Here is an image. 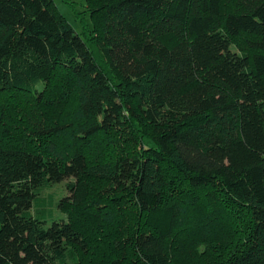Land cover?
Instances as JSON below:
<instances>
[{"label":"trees","instance_id":"trees-1","mask_svg":"<svg viewBox=\"0 0 264 264\" xmlns=\"http://www.w3.org/2000/svg\"><path fill=\"white\" fill-rule=\"evenodd\" d=\"M84 8L77 31L54 0H0V264H74L94 227L106 264H189L177 248L204 257L208 243L189 227L187 242L179 221L170 234L169 207L209 210L216 188L208 229L238 215L246 227L198 264H264V0ZM69 178L67 203L98 223L57 218L41 197ZM122 201L125 228H109Z\"/></svg>","mask_w":264,"mask_h":264},{"label":"rangeland","instance_id":"rangeland-1","mask_svg":"<svg viewBox=\"0 0 264 264\" xmlns=\"http://www.w3.org/2000/svg\"><path fill=\"white\" fill-rule=\"evenodd\" d=\"M58 10L63 14V16L68 20V22L77 30L80 31L81 30V24H82V20L81 17H87L88 16V12L86 11V8H84V0H54ZM228 9V8H227ZM90 22L91 19L87 18ZM91 24V23H90ZM245 41V40H244ZM232 47L234 48L235 51L240 52L241 46L237 45L236 43H234L232 45ZM246 48V46L244 47ZM247 49V48H246ZM43 88V84L39 85ZM56 109V108H55ZM50 112H54L52 111V108L49 109ZM57 110V109H56ZM53 114V113H52ZM4 134V132H2ZM15 142V140H11L9 143L10 145H12ZM73 180L71 178L69 179H65L59 183H55L52 184L51 187H49L47 190L43 191L41 193V197L44 198L46 200V202L49 205V208L52 209V212L54 214L55 217L57 218H63L65 220H71L74 221L75 223H77L78 220H81V228L84 229L83 227H86L87 224H96L98 223V220H96V218L94 217V214H87L85 212V209L83 208H79L77 206L71 205L67 203V200L70 196V191L67 188V184L72 182ZM103 182L96 180V179H90L87 182V186H96L97 188L99 187V185H102ZM219 188H216V191H213L212 193L215 194V199L214 203L219 204V201L221 200V195L219 193ZM184 194H188L187 191H182ZM186 192V193H185ZM201 193V192H200ZM171 193L170 191H168L167 193L165 192L164 195H166V199L165 202L160 205V206H165L167 203H169L170 201H172V195L169 196ZM206 196V195H205ZM97 199L99 200L100 197L97 196ZM120 200V199H119ZM212 200V199H210ZM125 201L127 202V198L125 199ZM122 201L119 205L121 206L120 214L118 215V221L116 220V223L114 225H112L114 223V220H110L108 219V226L109 228H111L112 226H118L120 229L125 228V224L127 223V214H125V205L126 202ZM128 204L130 203L129 201L127 202ZM209 204V202L201 200V202L194 204L192 202H190L188 204V206H182V207H176V205H170L169 210L170 213L173 214L172 215V219L174 220V223L171 224V231L170 234H172V231H174V225H176L177 221H179V224L182 226V230L183 232L187 231V228L189 227L192 231H188L190 232V236L193 238L195 237V240H204L207 241L208 243V247H203V246H198V249H204L205 250V256L204 257H200L199 254H197V251L194 249V252H185L183 253L185 250H183V246L180 245V248H177V254H181L178 256V260L180 258V262H184V263H189V264H198L200 261L205 260L207 257L211 256L216 257L218 259H223L222 258V253L228 251L229 249V245H230V241H232L231 239H233L234 241H236V238L238 237L239 233L241 231L245 230V224L243 222V219H241L238 215V217H234L233 219L236 220L235 224H231L229 229H227L224 232H221V234L218 236L216 232L211 231L208 229V226H212V222L210 223V225H208L206 223L205 217L208 215V213H213L212 211V204L211 208L209 210H206V207H204L206 204ZM94 204V203H93ZM99 204V203H98ZM193 207H195L194 210L197 211V213L199 215H193L192 211H193ZM99 208V207H98ZM90 209V208H89ZM94 208L90 209V210H94ZM182 209V211H181ZM97 210V209H96ZM101 210V209H99ZM98 210V211H99ZM159 210H162V213H160V211H158L157 216L160 217V222L164 223L167 222V220L163 216V214H165L166 212H164V208L161 207ZM201 211L203 212V214L201 213ZM32 212L35 213V208L32 209ZM168 213V210H167ZM181 213V214H180ZM97 214V213H96ZM95 214V215H96ZM154 214V213H153ZM153 214L150 215L151 219ZM179 214V215H178ZM215 215L217 218L222 219V217L219 215L218 213V209L215 210ZM120 218V219H119ZM83 220V221H82ZM85 223V224H84ZM215 225H219L218 222H215ZM229 226L228 223H226V227ZM95 229H93L92 231H87V247L89 249V253L85 254V253H81L76 249H71L69 252V258L70 260L74 263V264H106L104 262V257L100 254L101 252H97L96 248H98L96 246V242L94 241V239H90L89 236L92 235V233L97 229L96 227H94ZM200 228V229H199ZM199 229V230H198ZM163 230V229H162ZM161 230V231H162ZM204 230V231H203ZM229 230L234 231V233L229 232ZM86 232V231H85ZM96 233V232H95ZM176 233V232H175ZM209 237H208V236ZM183 238L187 239L188 235L187 232L184 234ZM190 238L187 239V242H189ZM239 240V239H238ZM111 243V242H110ZM112 248V249H111ZM196 248V249H197ZM209 248V249H207ZM116 248L113 247V243H111V247H109V244L106 246V248L103 250V255L107 254H113L116 253L117 251H114ZM113 251V253H112ZM120 251H118L119 253ZM101 256V257H100Z\"/></svg>","mask_w":264,"mask_h":264}]
</instances>
